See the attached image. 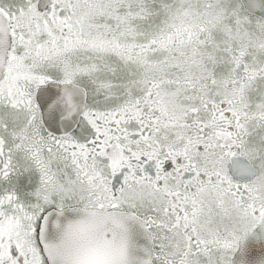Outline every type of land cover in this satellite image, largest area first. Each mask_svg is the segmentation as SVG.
Masks as SVG:
<instances>
[{"label": "snow or ice", "instance_id": "obj_1", "mask_svg": "<svg viewBox=\"0 0 264 264\" xmlns=\"http://www.w3.org/2000/svg\"><path fill=\"white\" fill-rule=\"evenodd\" d=\"M0 264H264V0H0Z\"/></svg>", "mask_w": 264, "mask_h": 264}]
</instances>
